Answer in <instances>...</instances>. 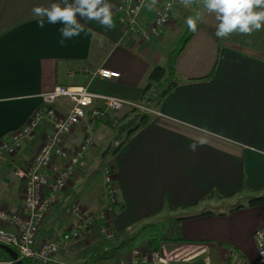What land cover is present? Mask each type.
I'll list each match as a JSON object with an SVG mask.
<instances>
[{"label": "crops", "instance_id": "0c3cea01", "mask_svg": "<svg viewBox=\"0 0 264 264\" xmlns=\"http://www.w3.org/2000/svg\"><path fill=\"white\" fill-rule=\"evenodd\" d=\"M51 2L0 0V142L24 128L42 104L43 94L56 86L84 87L97 95L143 104L141 96L149 72L156 66H166L174 44L188 29L186 18L200 12L203 22L198 21L197 31L175 61L178 74L188 83L153 109L157 113L151 114V123L129 137L125 133L122 139L127 142L109 160L122 207L115 209L110 228L117 234L130 228L132 231L137 215L146 218V223L148 216L158 215L169 206L178 212L176 225L171 221L167 227L172 228L171 249L178 248L189 256L197 254L198 264H203L206 257L209 264H259L255 234L264 227V209L247 207L245 199L264 189V61L233 46L264 54V27L250 34L233 32L217 37L215 14L204 9L202 0H180L171 25L161 37L142 41L124 31L118 23L120 0H111L112 26L82 21L80 35L61 45L59 22L39 28L32 19L33 6ZM156 8L155 0L149 1L141 13L143 20L151 21ZM103 69L117 71L120 77L115 81L105 79L97 74ZM214 70L211 81H199ZM94 105L100 108L103 101L96 100ZM71 107L72 102L66 98L55 104L62 116H67ZM120 112H124L122 116ZM128 112H110L94 121H82L63 137L62 146L70 153L88 135L93 143L41 226L38 243L76 225L77 218L64 213L70 204L79 203L86 214H94L101 207L102 185L92 182L91 167L94 158L115 143L114 131L117 134L118 129L114 122ZM51 136L47 122H41L33 138L23 143L16 163L31 162ZM97 151L100 153L94 156ZM66 163L54 159L48 172L50 181ZM215 195L228 200L223 204L211 201L209 208H198L201 202L207 206V200ZM23 198L24 183L6 164L0 170V208L18 211ZM236 205L246 207L237 210ZM198 227L204 238H198ZM90 231L62 248L57 259L111 264L129 259L134 248L157 249L152 246H159L157 242L165 233L162 228V236L145 238L124 254L112 250H120L127 236L116 235V240L114 237L103 245L94 240V235L100 240L96 231Z\"/></svg>", "mask_w": 264, "mask_h": 264}, {"label": "built area", "instance_id": "2783aa9c", "mask_svg": "<svg viewBox=\"0 0 264 264\" xmlns=\"http://www.w3.org/2000/svg\"><path fill=\"white\" fill-rule=\"evenodd\" d=\"M149 1L152 0L132 2L120 0L117 6L118 23L126 33L134 34L142 41L161 37L162 32L171 25L173 11L180 0H155L157 4L155 17L151 21H145L141 13ZM97 74L112 81L120 77L119 72L107 69L99 70ZM61 98L72 102L67 116L59 115L55 109V104ZM42 99V104L36 109L28 124L0 142V170L6 164L10 165L15 176L24 183L21 209L9 211L0 208V244L12 248L17 253L18 261L31 260L34 264H68L57 260L55 255L72 241L78 240L84 232L94 229L100 239L108 241L115 237V232L110 228V220L120 202L113 181V168L107 166L103 170L105 201L96 213L88 215L84 213L79 203L70 204L65 212L68 216L77 218L76 225L69 230H58L50 240L38 243L41 226L93 143L91 136L88 135L83 144L70 153L62 146V139L82 121H94L106 113L140 106L129 100L91 93L84 87L56 86L44 93ZM99 99L103 101L100 108L94 105ZM156 113L153 109L149 112L152 115ZM43 121L51 128L52 136L40 147L31 162L17 164L15 158L23 143L33 138L37 127ZM54 159L67 160V163L50 181L48 172ZM255 236L258 244V262L264 264V227L259 229ZM197 256V254L189 256L178 248L171 249L168 242L161 240L159 249L134 248L129 259H121L111 264H198L195 262ZM203 264H209L208 257Z\"/></svg>", "mask_w": 264, "mask_h": 264}, {"label": "clouds", "instance_id": "9594fccd", "mask_svg": "<svg viewBox=\"0 0 264 264\" xmlns=\"http://www.w3.org/2000/svg\"><path fill=\"white\" fill-rule=\"evenodd\" d=\"M187 2V0H186ZM208 13H214L217 21L215 35L225 37L233 32L250 34L264 27V0H202ZM32 19L39 28L46 23L59 22L61 39L79 36L84 30L82 21H96L99 25L110 27L113 23V4L111 0H52L45 5L32 8ZM203 22L202 15L188 16L185 23L188 28L197 31V23ZM195 149V145H190Z\"/></svg>", "mask_w": 264, "mask_h": 264}, {"label": "rangeland", "instance_id": "374dc122", "mask_svg": "<svg viewBox=\"0 0 264 264\" xmlns=\"http://www.w3.org/2000/svg\"><path fill=\"white\" fill-rule=\"evenodd\" d=\"M155 13H156V11H155ZM155 17V16H154ZM182 39V38H181ZM181 41V40H180ZM180 41H178V42H180ZM178 42L177 43H175L174 45V48L175 47H177L178 46ZM176 44H177V46H176ZM173 48V49H174ZM171 53V52H170ZM166 63H167V61H166ZM177 70V69H176ZM182 79H184L182 76H180ZM167 85H168V83H167ZM152 92H155V91H152ZM145 102V104L143 103H141V105H138V106H140V108H136V107H133V108H131V109H123L122 111H128L129 110V112H128V114H130L131 116H132V118H133V112L134 111H137V112H141V113H146V114H149V112L151 111V109H153V107H152V103L153 102H151V101H149V100H146V101H144ZM151 102V103H150ZM122 113H124V112H120V113H118L119 114V116H122ZM121 118V117H120ZM131 119V118H130ZM129 120V119H128ZM127 120V121H128ZM114 135L116 136V133H115V131H114ZM114 137V136H113ZM114 145H118V142H115L114 144H113V146ZM92 148V147H91ZM91 150V149H90ZM89 150V151H90ZM96 150H98V149H96ZM105 150L106 149H104V151L103 152H101L100 153V151H102V149L100 150V151H97V154H96V152H95V154H94V156L95 155H98L99 153V155H98V158H94V162H93V166L91 167V169H92V171H91V176H92V182L94 183V184H101L102 185V187H101V193H102V201H105V196H104V191H103V183L105 182V178H104V174H103V170H104V168L105 167H107V166H111V161H109L110 160V158L112 157V154H111V150L109 151V153L107 154V155H105V157L104 158H102V156H103V154H104V152H105ZM89 153V152H88ZM90 157V156H89ZM93 159V158H92ZM87 160L89 161L90 160V158H87ZM112 167V166H111ZM244 194H247L245 191H244ZM119 198V197H118ZM228 199H226V198H220L219 197V195H215V196H213L212 197V199H209V200H207V203H206V205L207 206H205L204 205V203L203 202H201V206H199L198 208H209L208 206L210 205V202L212 201L213 202V204H216V203H218V204H223L224 202H226ZM101 206V205H100ZM99 206V207H100ZM121 206V205H120ZM66 208V207H65ZM65 208H64V213H65V215L66 216H68L67 214H66V212H65ZM122 208V207H121ZM252 208H260V209H264V205H261V206H258V207H252ZM94 211H95V209H94ZM218 211V210H217ZM96 213V212H95ZM94 213V214H95ZM138 214V213H137ZM178 214V212H176L175 210H170V207L169 206H166L165 207V209L161 212V213H159L158 215H150V216H148L147 218V222L146 223H143V219H146V218H141L140 217V214L139 215H137L136 217H135V219H134V222H133V230L131 231V229L132 228H130L128 231L127 230H124V231H122L121 233H119V234H117V232H115V240H116V237L118 236H127V239L126 240H123L124 241V246H122L121 247V249L120 250H112V252L113 251H115V252H118V251H121L122 250V252L121 253H129L130 252V250L132 249V248H134V247H132V246H139L138 244H141V243H143V239H145V238H158V237H160V236H162V232H161V229L162 228H164L165 229V233H164V236L161 238V240H164V241H166V242H168V243H171V241H172V239H171V233H170V231L172 230V228H167L168 226H171V221H173L174 222V226L176 225V219H177V217H175L176 215ZM88 215H91V214H88ZM114 216V214L111 216V220H113L112 218H114L113 217ZM178 219H180V218H178ZM110 220V221H111ZM180 221V220H179ZM185 221V220H184ZM141 223H143V225L141 226H139V224H141ZM156 223V224H155ZM199 228V227H198ZM112 229V228H111ZM113 230V229H112ZM176 230H177V228H176ZM199 231H198V233H197V235H198V238H204V236H203V232L202 231H200V228L198 229ZM130 231V232H129ZM91 232V231H90ZM85 233H87V232H84L83 234H82V236L85 234ZM178 233V232H177ZM117 235V236H116ZM180 235V234H179ZM256 235V234H255ZM81 236V237H82ZM80 237V238H81ZM141 237V238H140ZM256 237V236H255ZM79 238V239H80ZM78 239V240H79ZM94 240L97 242V243H100V244H103V245H106L107 243L109 244V243H111V240L110 241H108V240H105V239H103V238H101L100 240H98L97 239V237L94 235ZM93 240V241H94ZM75 241H77V240H75ZM75 241H72L71 243H73V242H75ZM94 241V242H95ZM71 243H69V244H71ZM158 243H160L159 242V240H158V242H157V245H158ZM68 244V245H69ZM67 245V246H68ZM102 245V246H103ZM257 246H258V244H257ZM152 247H154V248H156V247H158V249L160 248V245L159 246H152ZM170 247H168V249H169ZM60 252V251H59ZM257 252H258V247H257ZM120 253V254H121ZM59 254V253H58ZM58 254H56L55 255V258L57 259V255ZM118 255V254H117ZM112 256L113 257H115L114 256V254L112 253ZM10 257V256H9ZM257 258H259V256H258V254H257ZM58 260V259H57ZM10 262L12 263V264H15V261H13L11 258H6L5 257V255L4 256H2V254H0V264H10ZM66 263V262H65ZM68 264H85V263H68Z\"/></svg>", "mask_w": 264, "mask_h": 264}, {"label": "trees", "instance_id": "16d2710c", "mask_svg": "<svg viewBox=\"0 0 264 264\" xmlns=\"http://www.w3.org/2000/svg\"><path fill=\"white\" fill-rule=\"evenodd\" d=\"M193 33L194 32L188 28L186 30V33L182 37L180 43L178 44V46L175 47L173 51L167 56L166 66L165 67L156 66L149 72L147 83L142 92L141 100L142 102L146 100L153 102L152 103L153 109H157L161 107L166 97L171 95L175 91V89H177L180 85L188 83L187 80L182 79L180 75L178 74L176 67H175V61H176L178 54L182 51L183 47L186 45L187 41L190 39ZM233 47L247 54H250L257 59L264 61L263 53L250 50V49H246V48H243L237 45H234ZM214 75H215V70L213 71L211 76L205 79L199 80V81L209 82L213 79ZM152 91H155V92H152ZM133 114L134 115L140 114V117L137 123L133 125L132 128L127 130L126 132L127 137L135 133L141 127H144L148 125L149 123H151L154 118L151 114L141 113L137 111H134ZM129 118H131L130 114L124 116L121 120H118L116 123L114 122V127L118 129V127L122 124V122ZM126 142H127L126 140L122 139L118 143V146L111 150V154L116 155L122 149V147L125 145ZM245 200L247 201V207H258V206L264 205V189H262L260 192L254 193L252 197H249ZM244 207L246 206L236 205L234 209L239 210ZM0 254H2V256L5 255V257L8 259L10 258L9 255L3 250H0ZM258 263L261 264L260 262ZM21 264H34V263L31 260H23L21 261Z\"/></svg>", "mask_w": 264, "mask_h": 264}, {"label": "water", "instance_id": "95a60500", "mask_svg": "<svg viewBox=\"0 0 264 264\" xmlns=\"http://www.w3.org/2000/svg\"><path fill=\"white\" fill-rule=\"evenodd\" d=\"M139 117H140V114H135L133 116V118L129 119L128 121H126L124 123H122L118 127L117 134L114 137V141L115 142L120 141L122 139L123 135L127 132V130H129L130 128H132L133 125L136 124V122L138 121ZM112 145H113V143H110L108 145V147L106 148V150H105V152H104L102 157H105V155H107L109 153V151L112 148ZM0 250H3L4 252H6L10 256V258L13 261H15V264H21V261H18L17 253L12 248L0 244Z\"/></svg>", "mask_w": 264, "mask_h": 264}]
</instances>
